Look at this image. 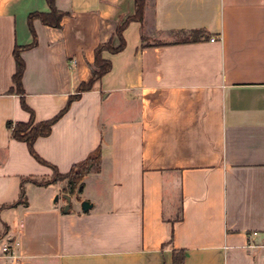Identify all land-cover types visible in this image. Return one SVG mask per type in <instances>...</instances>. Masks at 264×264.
I'll use <instances>...</instances> for the list:
<instances>
[{
    "label": "crops",
    "instance_id": "0c3cea01",
    "mask_svg": "<svg viewBox=\"0 0 264 264\" xmlns=\"http://www.w3.org/2000/svg\"><path fill=\"white\" fill-rule=\"evenodd\" d=\"M54 5L60 28L31 21L18 95L14 49L49 8L0 0V245L12 247L0 264H173L181 252L183 264H264V0H147L124 49L101 53L110 71L33 144L60 174L100 148L67 214L66 181L33 184L52 171L6 123L28 122L21 99L34 123L53 118L89 81L95 49L118 46L134 0ZM22 182L27 204L11 207Z\"/></svg>",
    "mask_w": 264,
    "mask_h": 264
},
{
    "label": "trees",
    "instance_id": "16d2710c",
    "mask_svg": "<svg viewBox=\"0 0 264 264\" xmlns=\"http://www.w3.org/2000/svg\"><path fill=\"white\" fill-rule=\"evenodd\" d=\"M146 0H134V14L130 17H127L120 25L117 26L115 35L118 40V46L113 47L112 41L99 45L94 52V63L91 70L90 79L87 83H82L78 87L76 94L69 97L66 105L50 120L34 123V114L33 112L25 105L24 101L21 99V107L24 111L28 112L30 118L26 123H15L11 122L6 123V128L10 130L12 139L23 142L26 144L27 149L30 155L41 165L48 167L52 171V176L49 180H42L40 182L34 181L33 184L43 187L56 183L57 181H66V188L64 193L69 196H74L77 192L81 190L82 180L84 177L92 170L97 171L99 169V164L101 160V151L100 148H97L92 152L83 162L78 163L71 167L68 173L60 174L54 166L43 161L38 155L34 152L33 144L38 138H43L49 136L52 126L58 122L62 116L68 111L71 103L79 99L81 93L90 91L93 84L99 81L104 75H106L111 68V64L108 60L102 58L101 53L106 51L110 54H116L122 51L125 47V42L122 37V32L130 22H141L143 19L144 7ZM49 11L48 13H33L28 17V25L30 32L33 36V41L30 45L26 47H16L13 52V57L15 61V73L12 77V81L15 85V92L18 95L23 94L21 79L24 72V62L20 57V53L24 49L32 48L36 44V37L33 32L31 21L33 19H39L43 25L60 28L61 19L65 14L59 12L54 5V0H46ZM200 31L193 32L192 35L198 34ZM191 35V36H192ZM195 41L194 37H189L183 42H192ZM154 46H160V44H154ZM26 181V180H24ZM23 181V182H24ZM23 182L20 186V194L18 200L11 205L15 207L17 205H26L25 192L23 187ZM173 264H183V253H174Z\"/></svg>",
    "mask_w": 264,
    "mask_h": 264
},
{
    "label": "water",
    "instance_id": "95a60500",
    "mask_svg": "<svg viewBox=\"0 0 264 264\" xmlns=\"http://www.w3.org/2000/svg\"><path fill=\"white\" fill-rule=\"evenodd\" d=\"M63 198L65 199V207L63 209V213L67 214L70 208V203H71V198L69 195H64ZM92 208V204H90L88 201H82L80 203V209L82 212H87L88 210H90Z\"/></svg>",
    "mask_w": 264,
    "mask_h": 264
},
{
    "label": "built area",
    "instance_id": "2783aa9c",
    "mask_svg": "<svg viewBox=\"0 0 264 264\" xmlns=\"http://www.w3.org/2000/svg\"><path fill=\"white\" fill-rule=\"evenodd\" d=\"M216 40H219V38H210L209 39L210 42H214ZM11 251H12V247H11V244L9 242L0 245L1 256L3 254L5 258H11L12 257Z\"/></svg>",
    "mask_w": 264,
    "mask_h": 264
},
{
    "label": "rangeland",
    "instance_id": "374dc122",
    "mask_svg": "<svg viewBox=\"0 0 264 264\" xmlns=\"http://www.w3.org/2000/svg\"><path fill=\"white\" fill-rule=\"evenodd\" d=\"M146 2H147V0L145 1V5H146ZM79 192H77V194H78Z\"/></svg>",
    "mask_w": 264,
    "mask_h": 264
}]
</instances>
